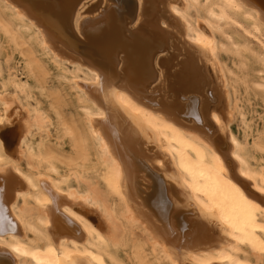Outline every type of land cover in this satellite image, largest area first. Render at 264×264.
Instances as JSON below:
<instances>
[{
  "label": "bare ground",
  "instance_id": "bare-ground-1",
  "mask_svg": "<svg viewBox=\"0 0 264 264\" xmlns=\"http://www.w3.org/2000/svg\"><path fill=\"white\" fill-rule=\"evenodd\" d=\"M240 90L264 0H0V264H264Z\"/></svg>",
  "mask_w": 264,
  "mask_h": 264
},
{
  "label": "rangeland",
  "instance_id": "rangeland-1",
  "mask_svg": "<svg viewBox=\"0 0 264 264\" xmlns=\"http://www.w3.org/2000/svg\"><path fill=\"white\" fill-rule=\"evenodd\" d=\"M223 60L225 62H227L229 65H231V61H229L226 58V56H223ZM14 62L12 63V65L14 64ZM254 67H255V65H250V68H254ZM51 70L55 74L54 69L52 68ZM248 75H249V79L251 81L252 80L254 81L255 72L249 71ZM240 93L241 94H240L239 98H241V100H242V101H240V105H241V107H243L241 109L245 113L246 119L251 122V123L249 122V125L250 124L251 125H250L249 129H246V127L243 125L241 116L238 115V111H236L235 114H234V117H233V119L231 121L230 127H231L232 132L238 137L244 138L245 137L244 133H247L249 135V137H248L249 140L252 142V139L254 140L255 137H257L260 134V131L264 130V96L258 94L256 91H251V93H249V95L244 93L243 90H240ZM244 94H246V96ZM212 100H211V102H212L211 105L215 106L216 104H215V101H214L213 97H212ZM67 112L69 113L70 109H68ZM14 122H16V123H14ZM14 122H13V124L11 123L10 125L4 127V129H3V133H4L8 143H11V142H13L16 139V135H17L18 125L19 124L17 123L18 121H14ZM210 126H212V125H210ZM257 128H258V130H257ZM212 129H214L213 126H212ZM244 129L246 131H248V132H246ZM243 131H244V133H243ZM214 134H216V133L214 132ZM252 135H254V138H253ZM250 136H251L252 139L250 138ZM225 142H227V141H224L223 143L225 144ZM223 143L221 145H219L218 148L220 149L221 152H226L227 151L226 147H225V149L222 150V148H224ZM65 148L67 149V145H66ZM227 162L230 164L231 160L228 158ZM214 236H216V235H214ZM117 256L120 259V261L122 262V264H133V262H132L131 258L129 257V255L127 253H125L124 251H119Z\"/></svg>",
  "mask_w": 264,
  "mask_h": 264
},
{
  "label": "clouds",
  "instance_id": "clouds-1",
  "mask_svg": "<svg viewBox=\"0 0 264 264\" xmlns=\"http://www.w3.org/2000/svg\"><path fill=\"white\" fill-rule=\"evenodd\" d=\"M0 143H2V142H0Z\"/></svg>",
  "mask_w": 264,
  "mask_h": 264
}]
</instances>
